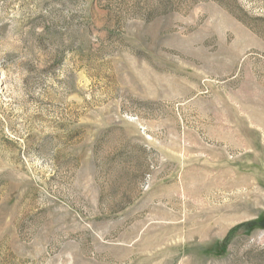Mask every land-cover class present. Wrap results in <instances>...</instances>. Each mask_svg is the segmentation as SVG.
Listing matches in <instances>:
<instances>
[{"label":"rangeland","instance_id":"374dc122","mask_svg":"<svg viewBox=\"0 0 264 264\" xmlns=\"http://www.w3.org/2000/svg\"><path fill=\"white\" fill-rule=\"evenodd\" d=\"M0 264H264V0H0Z\"/></svg>","mask_w":264,"mask_h":264}]
</instances>
